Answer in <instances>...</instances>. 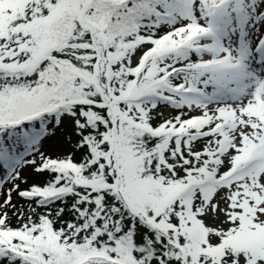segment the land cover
Listing matches in <instances>:
<instances>
[{
  "label": "snow or ice",
  "instance_id": "obj_1",
  "mask_svg": "<svg viewBox=\"0 0 264 264\" xmlns=\"http://www.w3.org/2000/svg\"><path fill=\"white\" fill-rule=\"evenodd\" d=\"M0 168V264H264V0H0Z\"/></svg>",
  "mask_w": 264,
  "mask_h": 264
},
{
  "label": "trees",
  "instance_id": "obj_2",
  "mask_svg": "<svg viewBox=\"0 0 264 264\" xmlns=\"http://www.w3.org/2000/svg\"><path fill=\"white\" fill-rule=\"evenodd\" d=\"M172 115H175L174 111H172L166 117H170ZM75 139H77V138L74 136L73 140H75ZM59 144H60V142H59V139H58L57 136L56 137H52L50 139H46V140L43 141V146L39 149V152H43L45 156H51V157L64 156V155H66L68 153L75 152V149H74V147L71 144H69V147L66 150H59ZM39 152L33 154V156L35 154H38V157H39V162L36 163V165H39L41 163V158H40ZM33 156H29L28 159H33ZM79 157H80V153L76 152L73 158L78 160ZM28 166L29 165L24 166L20 170L21 171V176L23 178H25L28 181V183H22L19 180L15 181V183L20 185L21 189H26L30 185L34 184V183L43 185V184L47 183L52 178L48 173H43V174L37 173L34 170L35 166H33L32 168H27ZM0 178L4 179L3 188H4V191L6 192L7 189L12 187V183L13 182L10 179H8L7 177H5L4 170L2 168H0ZM4 199H5V196L0 194V203H3ZM12 200H13V203L16 204L18 207L23 205L25 208H27L28 205H29V202L26 201V200L21 199L16 194V192L12 193ZM32 203H33V205L35 204V202H32ZM70 203H71V201L69 200V204ZM59 206H62L60 204V202H56V204L53 205L52 207L55 208V207H59ZM37 211L43 212V211H45V209L38 208ZM26 215H27V213H26ZM70 215H71L70 213L66 212L65 219L69 218ZM9 216L11 217L12 225L13 226H17L18 221H17L16 217L12 215L11 210H9Z\"/></svg>",
  "mask_w": 264,
  "mask_h": 264
},
{
  "label": "rangeland",
  "instance_id": "obj_3",
  "mask_svg": "<svg viewBox=\"0 0 264 264\" xmlns=\"http://www.w3.org/2000/svg\"><path fill=\"white\" fill-rule=\"evenodd\" d=\"M161 111L163 112L164 117H166L167 115H169V114L172 112V111H171L169 108H167V107H162V108H161ZM56 136L58 137L59 142H60V144H59V150H66V149H68V147H69V143L66 141V133H65L63 130L57 129V130H56V134H55L54 137H56ZM73 138H74V137H73ZM33 158H35L36 163L39 162L38 154H35V155L33 156ZM32 167H33V165H29L27 168H32Z\"/></svg>",
  "mask_w": 264,
  "mask_h": 264
}]
</instances>
